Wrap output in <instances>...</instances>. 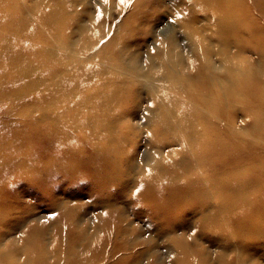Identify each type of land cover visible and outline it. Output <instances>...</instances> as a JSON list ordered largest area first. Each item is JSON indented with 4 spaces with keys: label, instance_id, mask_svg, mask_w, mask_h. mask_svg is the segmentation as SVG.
<instances>
[{
    "label": "rangeland",
    "instance_id": "obj_1",
    "mask_svg": "<svg viewBox=\"0 0 264 264\" xmlns=\"http://www.w3.org/2000/svg\"><path fill=\"white\" fill-rule=\"evenodd\" d=\"M231 2L0 0V264H264V20Z\"/></svg>",
    "mask_w": 264,
    "mask_h": 264
},
{
    "label": "bare ground",
    "instance_id": "obj_2",
    "mask_svg": "<svg viewBox=\"0 0 264 264\" xmlns=\"http://www.w3.org/2000/svg\"><path fill=\"white\" fill-rule=\"evenodd\" d=\"M214 1H215V4H216V6L218 8H221V7L225 8L224 10L227 13H231L233 16H237L238 14H243V16H246V17L250 18L249 12L244 11V13H240L238 11V9L229 7L228 4L232 3L231 2L232 0H228V1L223 0L222 2L221 1L219 2L217 0H214ZM234 3L238 7H242V8L245 5H248L252 9L253 13L259 15L264 20V0H235ZM226 6H228L229 8L226 7ZM224 16H225V12L224 11H220V15H219L220 21H222L224 19ZM226 19H227V17H226ZM245 20H248V19H245ZM223 22H221V23H223ZM230 22H231V20H230ZM233 22H234V20H233ZM232 24L236 25L237 23L236 24L232 23ZM243 30L244 29L241 26V24L238 25V26L233 27L232 29L223 28L222 29L223 32L221 34H219V36L216 37V38H217L218 42H221V43H224V44H227L231 39H233L235 41V43L239 46V41L238 40H239V38L241 36L240 34L243 32ZM255 90H257L256 93H255L256 96H255V99L252 100V101H255V103L258 102L260 104V106L262 108H264V95H262V96L257 95V93H259L261 90L257 89V88ZM219 95H220L221 99L224 102L230 104L231 106L234 105L233 104L234 94L229 88L220 90L219 91ZM225 97L228 98L229 102L225 99ZM202 99L203 98L201 97L200 100H202Z\"/></svg>",
    "mask_w": 264,
    "mask_h": 264
},
{
    "label": "snow or ice",
    "instance_id": "obj_3",
    "mask_svg": "<svg viewBox=\"0 0 264 264\" xmlns=\"http://www.w3.org/2000/svg\"><path fill=\"white\" fill-rule=\"evenodd\" d=\"M121 3H123V0H121Z\"/></svg>",
    "mask_w": 264,
    "mask_h": 264
}]
</instances>
